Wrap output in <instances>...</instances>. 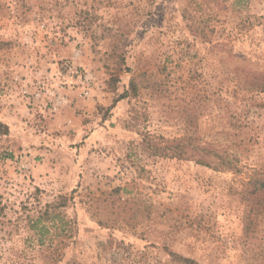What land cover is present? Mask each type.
<instances>
[{
    "label": "rangeland",
    "instance_id": "374dc122",
    "mask_svg": "<svg viewBox=\"0 0 264 264\" xmlns=\"http://www.w3.org/2000/svg\"><path fill=\"white\" fill-rule=\"evenodd\" d=\"M0 124V264H264V0H0Z\"/></svg>",
    "mask_w": 264,
    "mask_h": 264
},
{
    "label": "trees",
    "instance_id": "16d2710c",
    "mask_svg": "<svg viewBox=\"0 0 264 264\" xmlns=\"http://www.w3.org/2000/svg\"><path fill=\"white\" fill-rule=\"evenodd\" d=\"M7 132V127L0 124V136L6 135ZM140 149H142V151L150 157L190 160L200 166L211 168L214 171H237L236 167L233 166L235 159H228V157L214 154L218 162H212V160L208 158L210 155L209 153L211 152L207 147H203L199 144H193L185 138L167 140L145 134L143 135ZM241 195L242 200L250 206L251 212L255 209L256 213L264 211L263 173L252 176L247 181H243ZM59 199L60 200L57 203L49 205L48 208H52V210L64 208L68 199L66 197H60ZM3 211L4 208L0 204V227L3 225L2 219L5 216ZM56 217L57 216L52 214V212L44 209L38 214L36 219L29 221V228L36 232L37 240L41 241V243L43 242L42 236L48 230V226L43 223H51ZM249 223H251V220H249Z\"/></svg>",
    "mask_w": 264,
    "mask_h": 264
},
{
    "label": "built area",
    "instance_id": "2783aa9c",
    "mask_svg": "<svg viewBox=\"0 0 264 264\" xmlns=\"http://www.w3.org/2000/svg\"><path fill=\"white\" fill-rule=\"evenodd\" d=\"M84 95H87V93H84ZM57 102H61V100L58 99Z\"/></svg>",
    "mask_w": 264,
    "mask_h": 264
}]
</instances>
